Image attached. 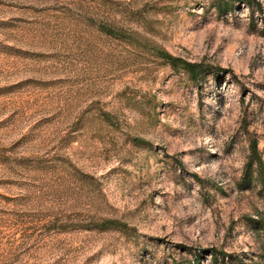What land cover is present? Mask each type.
<instances>
[{
    "label": "rangeland",
    "instance_id": "rangeland-1",
    "mask_svg": "<svg viewBox=\"0 0 264 264\" xmlns=\"http://www.w3.org/2000/svg\"><path fill=\"white\" fill-rule=\"evenodd\" d=\"M0 264H264V0H0Z\"/></svg>",
    "mask_w": 264,
    "mask_h": 264
},
{
    "label": "trees",
    "instance_id": "trees-1",
    "mask_svg": "<svg viewBox=\"0 0 264 264\" xmlns=\"http://www.w3.org/2000/svg\"><path fill=\"white\" fill-rule=\"evenodd\" d=\"M164 57L172 66H176L177 63H180L182 65V67L191 75V78H193V79L197 78V73H198L197 71L202 68L201 65L190 64V63H187V62H183V61H181L179 59L172 58V57H170L168 55H165ZM254 154L255 153L253 151V153L251 154V158H250L251 163L255 159V156H253ZM260 165H261V162L259 160V166Z\"/></svg>",
    "mask_w": 264,
    "mask_h": 264
}]
</instances>
